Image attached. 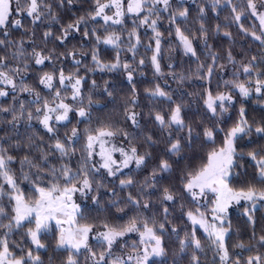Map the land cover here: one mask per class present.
<instances>
[{
    "label": "trees",
    "instance_id": "16d2710c",
    "mask_svg": "<svg viewBox=\"0 0 264 264\" xmlns=\"http://www.w3.org/2000/svg\"><path fill=\"white\" fill-rule=\"evenodd\" d=\"M23 1L26 5H22L20 0L21 6L26 8L27 0ZM256 1L260 0H253ZM37 2L41 16L35 23L26 11H17L16 15L12 13L10 20L20 19L21 27L11 24L0 27V40L4 41L0 44V60L5 65L0 70L7 72L17 85L13 92L11 86L0 84V89L9 93L0 97V154L13 158L8 162L7 171L16 178V182L23 183L21 189L28 191L32 188L34 171H41L47 176V186L53 182L48 175L52 169L57 170V176L63 167L70 168L74 175L78 173L73 184L86 176L91 190L81 200L76 222L98 229H106L104 225L119 229L133 219L139 222L141 228L147 222L149 227H155L165 248L163 257L150 258L148 264H193L194 254L199 257L198 264H230L233 261L247 264L249 257L264 259V244L260 242V237L264 236L262 202L259 201L254 209L246 202L228 208L223 226L229 228L225 237L229 259L221 262L219 257L222 253L212 244L214 237L191 225L187 213L196 212L199 205L184 188L188 178L206 163L208 153L223 146L227 132L240 120L241 108L252 132L236 141L238 155L234 158L228 184L234 191H241L256 183V162L247 154L257 152L264 155V135L255 132L256 127L264 126V105L261 97L251 95L245 98L233 86L243 83L250 87L257 79L264 80V43L252 35L254 32L264 39V32L247 7L248 0H219L215 6L213 0H172L168 11L156 6L161 10L159 17L149 14L151 4L148 3L138 15L125 14L120 24L111 21L105 24L102 17L91 19L96 10V0ZM184 9L188 10V16L177 15L176 22L172 23L171 17ZM238 13H243L239 22L234 19ZM145 16L149 17V22L142 24ZM82 17L79 30L68 29V25L76 24ZM152 20L157 21L156 30L161 33L160 52L157 54L159 73L151 60L156 54L155 33L150 27ZM177 27L191 40L195 56L185 52L176 35ZM65 29H68L67 34ZM49 32L51 35L46 37L45 33ZM85 32H88L87 37ZM225 33H230V36ZM110 35L119 37L115 45L102 42ZM97 36L101 42H97ZM132 45H135L134 50H130ZM35 53L49 59L37 65ZM94 53L102 65H111L118 60L119 66L112 70L107 67L102 69L92 59ZM125 64L129 65L128 69L123 67ZM249 65L252 71L245 73L243 69ZM60 70L66 77L71 75L73 80H66L62 86L59 83ZM129 72L132 73L131 82L128 80ZM45 73L55 77L52 89L39 83ZM76 78H81L80 95L73 100L71 84ZM22 80L23 86L31 88L32 92L20 91ZM157 86L167 95H151L150 92ZM56 91L60 92L59 99L84 108L88 115L80 119L71 116L65 122L54 123V132L48 133L39 122L43 113H37L36 109L43 108L45 101L51 105ZM209 92L213 96L226 92L233 96L231 102L225 101L227 112L218 107L213 115L207 109L204 101ZM37 95L40 98L38 101ZM177 105L181 106L186 127L179 131L176 125L162 128L155 121V115H163L167 120ZM130 112L138 113V126H133L126 118ZM29 113H32L31 120ZM189 127L192 129L191 138L188 136ZM73 128L78 132L75 143L69 140ZM100 128L117 131L116 136L131 148L135 147L139 155L149 154L144 165L130 167L115 176L95 170L85 145L87 135ZM206 130L213 132L212 140L205 137ZM122 133H126L127 137ZM148 137H151V142ZM56 139L69 146L68 155L61 156L54 149ZM177 140L181 143L180 151L170 152L171 144ZM45 156L47 160L43 159ZM25 157L31 164L22 163ZM161 161H167L171 166L168 171L160 170ZM25 174L28 175L27 180L24 179ZM128 179L133 183L122 187L120 181ZM58 182L64 185L63 180ZM256 187L264 185L256 184ZM0 188L4 193L0 196V207H4L6 212L5 216H0V241H7L9 251L15 257L27 256L31 251L33 256H39V264H67L69 255L82 259L80 252L57 247V227H49L41 233L43 248H37L27 235L30 223L25 222L22 227H12L11 230L4 227L14 214V203L10 198L11 188L2 174ZM165 189L174 195L173 201L163 199ZM129 196L139 204L130 202ZM144 204L149 207L144 208ZM165 208H168L166 218ZM245 209H250L251 221L244 214ZM161 223L164 224L163 232L159 229ZM193 232L201 242V249L189 244L181 251V241L190 240Z\"/></svg>",
    "mask_w": 264,
    "mask_h": 264
},
{
    "label": "snow or ice",
    "instance_id": "6c2138e0",
    "mask_svg": "<svg viewBox=\"0 0 264 264\" xmlns=\"http://www.w3.org/2000/svg\"><path fill=\"white\" fill-rule=\"evenodd\" d=\"M63 2V0H61ZM72 0H68V3H71ZM230 2V0H229ZM13 3H15L16 11H26L29 17H33V23L36 20L40 19L41 13L38 11L39 4L37 0H27V7L22 8L20 0H0V27H5L9 24L13 27H21V20L15 19L10 20V17L13 13ZM149 3V0H128L127 11L129 13H136L137 15L144 10V6ZM214 6L219 3V0H213ZM157 5H163V11H168L171 6V0H151V7L148 8V12L150 15L154 14L157 17L160 15V9H157ZM261 6L264 7V0H261ZM113 7L115 8L114 16L105 14V9ZM247 7L251 9V14L253 16H258L261 29L264 30V12L258 13L257 4L253 2V0H248ZM236 9L233 8V12ZM200 12L203 13L204 9L201 8ZM179 17H187L188 10L184 9L179 11L176 15L171 17V22H176V16ZM243 13H238L235 15V21L239 22L241 20ZM124 16L122 0H110V3L102 4L100 0H96V10L94 15H91V19L95 20L97 17H102L105 24H108L111 21L113 24H120L122 20L120 17ZM83 17L76 22V24L68 25V29L76 28L78 29L79 23L83 22ZM149 22V17L145 16L141 21L142 24H147ZM156 20H152L150 27H152L153 32L155 33V44L156 49L151 58L152 64L157 73L160 72V65L157 59V54L160 52V36L161 33L156 30ZM218 27V26H217ZM68 29H65V33L67 34ZM241 29L243 30V25H241ZM201 31H204L203 24H201ZM7 34V33H5ZM134 34V33H133ZM51 35V33H45V36ZM84 35L87 37L88 32H85ZM131 35V34H130ZM176 35L181 40L184 45V49L186 53H191L193 56L196 55L195 50L192 47L191 40L184 35V33L180 30L179 27L176 29ZM226 36H230V33H225ZM253 37L256 40H261V43H264V39L261 36L256 35L254 32L252 33ZM66 38V36H65ZM97 42H101L99 36H97ZM119 40L118 36L110 35L105 37L102 42L104 44L115 45L116 41ZM137 43H139V38L137 37ZM0 44H4L3 40H0ZM135 45H132L130 50H134ZM35 64L42 65L45 60L49 59V57L43 56L41 53H35ZM231 58V57H230ZM92 59L101 66L103 69L107 67L109 70L115 69L119 66L118 60L117 63H113L111 65H102L97 58V55L94 53ZM255 59V57H253ZM79 63V61H77ZM141 64L144 63L143 60L140 61ZM3 61L0 60V67H4ZM125 69L129 68V65H123ZM27 68V65H25ZM19 72V69L15 70ZM212 69H209V75H211ZM243 71L245 73H250L252 71V66H245ZM54 75L45 73L39 80V83L44 85L46 88H53V80ZM72 81L73 77L71 75L65 76L63 70L59 71V83L63 86L65 85V81ZM129 82L132 81V73H128ZM0 84H6L11 86L13 92L16 91L17 85L14 82L13 78H11L7 72L0 70ZM80 85L81 78H76L74 83L71 84L73 95L72 99L75 100L80 95ZM257 87L255 91L257 93L261 92V88L264 87V80L257 79L256 80ZM236 89L239 90V93L248 97L250 95V88L246 87L243 83H238L233 85ZM20 91L22 92H32L31 88L23 86V80L21 81ZM153 96H161L164 97L167 94L157 86L154 90L150 92ZM9 93L3 89H0V97H6ZM60 92L56 91L55 98L50 105L49 102L45 101L43 108H37V113H43V118L39 119V122L43 125L48 133H53L54 128L52 127L50 121L53 119L56 122L67 121L69 118V112L73 111L69 104L65 103L62 99H59ZM40 98L37 95L36 100L38 101ZM170 100L171 97L169 96ZM59 100L57 103L56 101ZM225 101L231 102L232 97L230 95H225L223 93L216 95L213 97L211 92L208 93L207 99L204 101L207 109L216 114L217 108L219 107L222 111L227 112V107H225ZM219 102V103H217ZM135 103V102H133ZM54 105V106H52ZM21 108H23V104H21ZM3 111H8V109H2ZM52 113H58L53 117ZM79 117H86L88 113L84 110V108H80L78 110ZM138 113L130 112L126 114V118L130 120L133 126H138L137 120ZM245 111L243 108L240 109V120L233 126L226 134L224 139V144L218 150H213L208 153L206 158V163L201 166L199 171L195 174H192L187 183L184 185V188L187 193H189L193 200H196L197 196H203L206 192L214 193L216 199L214 201V208L212 209L213 220H219L220 226L217 227L215 224H208L207 221L203 218V213H199V219L197 215L193 212L189 211L187 213L188 219L192 221L193 225L199 224L201 228L204 229L205 232L209 234V237H214L212 239V244L219 250L220 253V261L227 262L229 259V252L225 245V237L228 234L229 228L224 227V217L227 214V210L231 203L234 201L239 204L241 200L249 201L252 204V208H255L257 200L264 201V187L257 188L256 184L264 185V155H261L257 152H249L247 155L252 161H255V166L257 172L254 176L255 184L250 185L247 190L234 191L229 187L228 177L231 175V170L235 164V157H237L238 153L236 150V140L238 138L242 139L244 136H248L252 132L251 126L248 124V121L244 118ZM16 117H13L15 119ZM29 120H31L32 113L28 114ZM155 121L159 123V125L163 127H170L171 125L177 126V131L182 130L186 127L184 120L181 116V106L177 105L175 109L172 110L170 117L166 120L165 116L156 114L154 117ZM255 132L257 134L264 135V126L256 127ZM118 134L117 131L112 130L111 128H100L97 129L95 134H88L86 149L88 150V156H92V150L95 143H99L100 152L99 155L101 157L102 163L100 167L107 170L109 176H115L117 172L121 170V168H127L131 163H135L136 167L139 168L141 165H144L147 155H139L138 151L135 147H132L129 152H126L123 148L119 149H105L104 145L107 141L104 139L105 137H114ZM127 137L126 133H122ZM192 129L188 128V136L191 138ZM205 137L208 140L213 139V132L211 130H206L204 133ZM78 132L76 128H73L71 131V137L69 140L71 143H75V138H77ZM149 142H151V137L147 138ZM54 149L58 151L61 156H66L69 154L70 148L66 143H62L59 139H56V143L54 144ZM181 149V143L177 140L175 143L171 144L169 149L170 152L176 153ZM74 152V149H71ZM119 151L121 156H123V160L117 165V161L113 159L112 152ZM13 158L11 156H5L4 154H0V174H2L7 182L14 191L16 195L11 196L10 198L15 201L14 207L12 211L14 215L11 217L8 225H4V227L11 230L12 227L20 228L25 222L32 223L34 220L35 227L28 228L27 235L30 236L32 243L37 248L45 247L44 244L41 243V233L46 231L49 228V221H55L56 225L60 228V235L57 242V247L60 248H70L75 249L77 252L80 251L81 248L86 249L92 256L94 264H109L107 257L111 255L112 246L117 242L118 238L125 236L130 232H140L141 243H145L146 241H153L154 243L151 245V251L148 248L144 249L143 255L136 257L137 264H148L151 257H163L165 255V248L163 247L162 238L157 234L155 227H149L147 222L143 223V231H140V224L138 221L133 219L129 222L128 225L122 228H114L109 227L108 225H104L107 231L100 232L98 234L97 239L101 240V242H106L107 249L99 254L97 258L96 253L91 250L88 244L89 233L92 231L91 225H77L76 223V215L79 211V205L75 204L72 201V194L77 191H83L85 189L91 190V184L89 180L86 178L82 181V187L77 188L75 184L72 183L73 180L76 179V175H74L70 168L63 167L59 170L60 175L57 176L56 169H52L48 175L52 178V183L50 187H40L35 186V192L37 193V198L35 200L29 201L26 200L24 194L18 188L16 181L13 179L11 175H9L7 171L8 162ZM44 160H47V157H43ZM27 162L31 164V161L25 157L22 163ZM39 167V166H36ZM171 166L167 161H161L159 168L161 171H168ZM155 173L153 174V178ZM24 179H28V175H24ZM37 180H43V177L37 174ZM63 180L64 185L62 186L58 181ZM133 181L131 179L121 180L120 185L123 187L125 185H131ZM68 185H71L70 187ZM198 189V192L195 191ZM4 193L2 188H0V196ZM163 199L166 201H173L175 199L174 195L171 194L167 189L164 191ZM129 201L134 204H139L138 201H133L132 197L129 196ZM144 208H148V204L143 205ZM198 211V210H197ZM250 209H245V215L248 216V219L251 221L252 216L249 215ZM165 218L167 217L168 208L164 209ZM5 208L0 207V216H5ZM63 217V219H61ZM14 222V224H13ZM69 225L68 228H63L62 225ZM159 229L161 232L164 230V224H159ZM175 231V229H173ZM260 242L264 244V236L260 237ZM0 244L3 246V250L0 251V264H28L29 261H32V264H39L40 258L39 256H33L32 252L29 251L27 256L21 255L19 258L15 257L8 248L7 241H0ZM189 244H194L196 249H201L200 240L195 238V234L193 232L190 240H182L181 241V251L184 248L188 247ZM243 247V245H240ZM128 259H132L131 256ZM193 264H198L199 257L195 254L192 256ZM259 264L260 257H249L247 264ZM67 264H77L76 260L73 259L71 255H69ZM110 264H125V261L120 257L116 256L110 261ZM239 264V261L236 262Z\"/></svg>",
    "mask_w": 264,
    "mask_h": 264
},
{
    "label": "rangeland",
    "instance_id": "374dc122",
    "mask_svg": "<svg viewBox=\"0 0 264 264\" xmlns=\"http://www.w3.org/2000/svg\"><path fill=\"white\" fill-rule=\"evenodd\" d=\"M21 3H22V5H26L23 0H22ZM100 3L107 4V3H110V0H101ZM149 3L151 4V0H149ZM254 3L257 4L258 13L264 12V7L261 6V0L258 1V2L256 1ZM122 5H123L124 15L125 14H134V13H129L127 11L128 0H122ZM158 6L163 7V5H158ZM12 7L14 9L13 10L14 11L13 14L15 13V15H16L17 11L15 10V3H13ZM115 11H116L115 8L110 7V8L105 9V14L113 16V18L116 19L117 17L114 16V12ZM18 12H20V11H18ZM255 18L258 21V24H259L258 26L261 27L258 16H255ZM119 19H122V17H120ZM261 31L264 32V30H261ZM246 84H248V83H246ZM246 87H249V86L246 85ZM256 87H257L256 82H255V85L249 87L250 88V95L249 96L254 95V96H257V97H261L262 104L264 105V87L261 88V92L260 93H257L255 91ZM223 94L230 95L232 97V99H233V96L229 92H226V93H223ZM213 97H215V96H213ZM56 102L58 103L59 101H56ZM217 103H219V102H217ZM67 104H69L70 107L73 109V111L69 112V118L71 116H76V118H78V119L82 118V117H79V115H78V110L80 109V107L75 106L73 103H67ZM52 106H54V105H52ZM57 114L58 113H52L51 115H53V117H54ZM41 118H43V115H42ZM61 122H65V121H61ZM50 123L52 125V124L58 123V122H56L53 119V121H50ZM95 132L96 131L91 132L89 134H95ZM104 139L107 141V143H105V145H104L105 149L111 150V149H114V148L115 149L123 148L126 152H129V154H130L131 147L128 146L127 144H125L124 142H122V138L121 137H118V136H114V137H110V138L109 137H105ZM86 142H87V137H86ZM235 144H236V142H235ZM99 152H100V146H99V143L97 142V143L94 144V147H93V150H92L93 154H92L90 159L92 160V162L94 164L95 170H97L98 172L100 171V172L104 173L105 175L109 176L108 173H107V170L100 167V164L102 163V160H101V157L99 155ZM112 156H113V159H115L117 161V165H119L120 162L123 160V156H121L119 151H113L112 152ZM130 167H136L135 163L134 162L131 163L127 168H123L122 167L119 172L124 171V170H126V169H128ZM119 172H117V173H119ZM38 173H39V175H41L43 177V180H37V174ZM33 175H34V179H33L34 184L31 185L32 188L29 189L28 191H24V190L21 189L22 187H24L22 182H20L19 180L16 182L18 188L24 194L26 200H29V201L35 200L37 198V193L35 192V186L50 187V186H47V176L44 173H42L41 171H34ZM12 177H13L14 180H16V178H14V176H12ZM84 178L85 177H83L77 184H75L77 188H81L82 187V181H83ZM8 186L11 188V192H10L11 196L16 195V192L14 191V189L10 185H8ZM68 186L70 187L71 185H68ZM87 191L88 190L85 189L82 192L81 191H77V192L72 194V201L75 204L79 205V210H80L81 200L83 199V197H84V195H85V193ZM195 191L198 192V189L195 190ZM215 199H216L215 194L211 193V192H206V194L203 195V196H197L195 201L198 203L199 207L197 209L198 211L193 212V213L197 215L198 219L200 218L199 217V213H203V218L207 221L208 224H215L217 227H219L220 226V221L219 220H213V216L215 214L213 213L212 209L215 206L214 205ZM240 202H246V203H250L251 204V202L244 201V200H241ZM258 202H259V200H257L255 207L259 205ZM261 202H262V205L264 206V201H260V203ZM13 203L15 204L14 200H13ZM233 204H237V203H235L233 201L231 203V205H233ZM251 206H252V204H251ZM78 213H79V211H78ZM61 219H63V217H61ZM224 219H225V217H224ZM76 220H77V215H76ZM189 221H190L192 226L199 227L203 232H205L204 229L201 228L199 224L193 225L192 221L191 220H189ZM48 223H49V227H57L58 231H59V235H60V228L56 225L55 221L54 220L53 221H49ZM77 225H79V224L77 223ZM30 226H31L30 228H34L35 227L34 220H33L32 223H30ZM62 227L63 228H68L69 225L63 224ZM104 231H107V229L92 228V231L89 233L88 244H89V247L91 248V250L96 253L97 258L99 257V254L101 252H103V251H105L107 249L106 242L102 243L101 240L97 239L98 234L100 232H104ZM140 231H143V227L140 228ZM205 233L208 234L207 232H205ZM153 243H154L153 241H146L145 243H141L140 232L127 233L125 236L118 238L117 242L112 246L111 255H109L107 257V260L109 261V264H110V261L114 257L120 256L125 261V264L126 263L137 264L136 257L142 256L145 248H148V250L151 251V245ZM162 243H163V240H162ZM72 250H74L76 253L80 252L82 254V259L81 260L77 259V257H73V259L76 260L77 264H80V261H83V264H94V261H93V258L91 256V254L86 249L81 248L79 252H77L75 249H72ZM129 256H131L132 259H128ZM256 257H259V256H256ZM151 258H153V257H151ZM230 264H236V262L233 261ZM254 264H255V261H254ZM259 264H264V259H260Z\"/></svg>",
    "mask_w": 264,
    "mask_h": 264
}]
</instances>
